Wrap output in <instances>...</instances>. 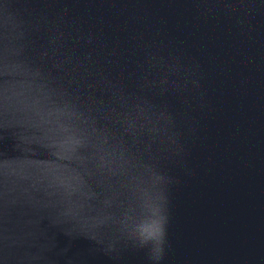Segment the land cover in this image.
<instances>
[{"label": "water", "instance_id": "95a60500", "mask_svg": "<svg viewBox=\"0 0 264 264\" xmlns=\"http://www.w3.org/2000/svg\"><path fill=\"white\" fill-rule=\"evenodd\" d=\"M0 264H264V0H0Z\"/></svg>", "mask_w": 264, "mask_h": 264}]
</instances>
